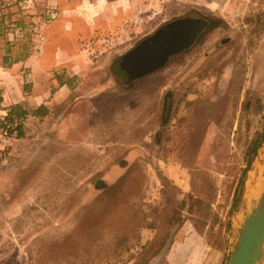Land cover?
I'll list each match as a JSON object with an SVG mask.
<instances>
[{
	"label": "rangeland",
	"instance_id": "1",
	"mask_svg": "<svg viewBox=\"0 0 264 264\" xmlns=\"http://www.w3.org/2000/svg\"><path fill=\"white\" fill-rule=\"evenodd\" d=\"M190 13L213 25L180 66L119 79L122 54ZM24 58L12 88L37 80L48 114L0 157V264H227L264 130V0H0L3 86Z\"/></svg>",
	"mask_w": 264,
	"mask_h": 264
},
{
	"label": "flooded vegetation",
	"instance_id": "2",
	"mask_svg": "<svg viewBox=\"0 0 264 264\" xmlns=\"http://www.w3.org/2000/svg\"><path fill=\"white\" fill-rule=\"evenodd\" d=\"M199 17L190 13L167 20L136 42L115 63L119 79L131 85L147 81L170 66H180L184 56L201 46L200 40L213 25L211 18L202 17L206 21L202 22ZM146 41L145 48L136 52Z\"/></svg>",
	"mask_w": 264,
	"mask_h": 264
},
{
	"label": "water",
	"instance_id": "3",
	"mask_svg": "<svg viewBox=\"0 0 264 264\" xmlns=\"http://www.w3.org/2000/svg\"><path fill=\"white\" fill-rule=\"evenodd\" d=\"M199 19L206 22L202 17ZM146 44L147 41L138 47L136 52L139 53ZM263 149L264 130L253 150L239 186L233 216L240 214L239 205L246 190L247 197L241 208V221L238 219L236 227L232 229V242L226 257L227 264H264V188L259 191V186H255L251 179V173ZM249 182H251L250 186H248Z\"/></svg>",
	"mask_w": 264,
	"mask_h": 264
},
{
	"label": "crops",
	"instance_id": "4",
	"mask_svg": "<svg viewBox=\"0 0 264 264\" xmlns=\"http://www.w3.org/2000/svg\"><path fill=\"white\" fill-rule=\"evenodd\" d=\"M229 1L231 0H228V2ZM59 38L62 39V42L64 40H69L70 38L69 34L67 33V31L64 30L63 26H62V30L60 29ZM46 41L48 42V37ZM75 49L76 48L74 46L69 49L67 47H64L63 49H60L58 51L62 58L73 62L76 59V54L70 52V50H75ZM52 60H53L52 57L50 59L48 58V60L43 62V65L48 66L49 64H51ZM32 64H33V59L31 60L25 58L17 62H14L12 65L13 66L12 72H10L9 75L10 79L8 81H5V83H9L7 86H3L2 84L5 80L3 78L5 75V69L3 65H0V89H3L1 97H4V100L0 99V110H2L4 114L6 113L10 120L17 121L19 123V128H18L19 138L21 137L20 132L24 133L23 130L25 128L23 125H25L27 121H33L35 120V118L36 119L42 118L47 116L48 114L46 108L47 103L45 102V98L41 95L42 94L40 92L41 86L40 83L37 82V80H34L33 86H28L27 88H24L25 90H28V93L24 92L23 88L20 90V87L18 86L16 88V91H14L12 88V84L13 82H15V77L13 76L15 73L13 72L14 71L13 69L20 67L22 65H32ZM39 65L42 64L40 63ZM16 76L18 75L16 74ZM62 86L65 87L66 83H64ZM41 109H44V113H45L44 116H42Z\"/></svg>",
	"mask_w": 264,
	"mask_h": 264
},
{
	"label": "built area",
	"instance_id": "5",
	"mask_svg": "<svg viewBox=\"0 0 264 264\" xmlns=\"http://www.w3.org/2000/svg\"><path fill=\"white\" fill-rule=\"evenodd\" d=\"M18 128L19 123L10 120L8 115L0 110V157L19 139Z\"/></svg>",
	"mask_w": 264,
	"mask_h": 264
},
{
	"label": "trees",
	"instance_id": "6",
	"mask_svg": "<svg viewBox=\"0 0 264 264\" xmlns=\"http://www.w3.org/2000/svg\"><path fill=\"white\" fill-rule=\"evenodd\" d=\"M42 111H41V113H42V116H44L45 115V113H44V109H41ZM23 135V133L22 132H20V136H22ZM174 234H172V236H173ZM173 243V238H172V240L170 241V244H172ZM170 247H171V245H169V248L168 249H170ZM168 249H166V251L168 250Z\"/></svg>",
	"mask_w": 264,
	"mask_h": 264
},
{
	"label": "bare ground",
	"instance_id": "7",
	"mask_svg": "<svg viewBox=\"0 0 264 264\" xmlns=\"http://www.w3.org/2000/svg\"><path fill=\"white\" fill-rule=\"evenodd\" d=\"M262 181H263V180H262ZM259 188H260L259 191H261V190L264 188V182H263V183H260Z\"/></svg>",
	"mask_w": 264,
	"mask_h": 264
}]
</instances>
